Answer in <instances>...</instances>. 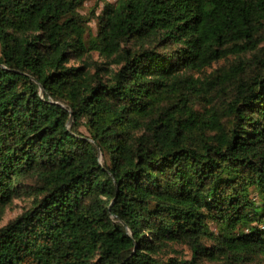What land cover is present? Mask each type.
<instances>
[{
	"label": "trees",
	"instance_id": "16d2710c",
	"mask_svg": "<svg viewBox=\"0 0 264 264\" xmlns=\"http://www.w3.org/2000/svg\"><path fill=\"white\" fill-rule=\"evenodd\" d=\"M23 198L0 264H264V0H0Z\"/></svg>",
	"mask_w": 264,
	"mask_h": 264
},
{
	"label": "rangeland",
	"instance_id": "374dc122",
	"mask_svg": "<svg viewBox=\"0 0 264 264\" xmlns=\"http://www.w3.org/2000/svg\"><path fill=\"white\" fill-rule=\"evenodd\" d=\"M93 3H94L93 1H90L87 3V5H85L87 10H83L84 13H86V11H88V9L93 6ZM93 28H94V30H96L95 24H93ZM28 207H30L28 199H25V198L17 199L15 201L14 205L12 206V208L7 210V213H6L5 217L3 218V220L0 221V227L5 225L11 219L20 215ZM181 252H184V254H186V255L188 254V251L185 248H181Z\"/></svg>",
	"mask_w": 264,
	"mask_h": 264
}]
</instances>
